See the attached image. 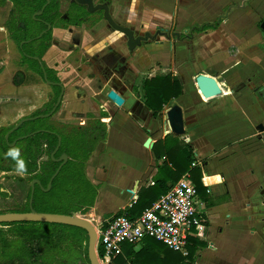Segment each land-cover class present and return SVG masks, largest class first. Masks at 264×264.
<instances>
[{"label":"crops","instance_id":"obj_1","mask_svg":"<svg viewBox=\"0 0 264 264\" xmlns=\"http://www.w3.org/2000/svg\"><path fill=\"white\" fill-rule=\"evenodd\" d=\"M112 3L116 21L136 36L149 34L147 43L128 54L126 39L101 20L70 26L69 33L57 24L51 38L59 45L53 43L41 59L61 87L57 108L42 118L79 129L105 126V140L84 163V175L97 189L91 210L99 220L112 217L157 181L166 180L169 189L175 185L165 154L174 140L200 164L188 174L202 187L197 208L204 221L201 237L193 238V264H264V0ZM6 17L0 9V24ZM209 32L207 45L197 50ZM12 46L0 25V70L16 57ZM168 76L181 83L182 95L155 117L145 106L144 85ZM199 78L219 94L205 98ZM50 98L32 113L51 106ZM24 99L19 96L14 106H26ZM177 109L181 134L171 124ZM102 202L110 208L99 213Z\"/></svg>","mask_w":264,"mask_h":264},{"label":"trees","instance_id":"obj_2","mask_svg":"<svg viewBox=\"0 0 264 264\" xmlns=\"http://www.w3.org/2000/svg\"><path fill=\"white\" fill-rule=\"evenodd\" d=\"M38 72L43 76L41 70ZM50 81L58 83L56 79ZM144 91L145 106L155 117L172 99L182 95L181 83L171 76L155 77L146 81ZM53 94V105L35 113L16 131L9 134V130H0V171L19 172L29 176L28 182H34L33 187L27 192L23 210L19 213H29L32 210L38 214L69 217L85 215L94 206L97 189L85 177L84 163L97 143L105 140V126L98 122L96 125L78 129L73 135H64L46 126V119L39 117L49 115L53 108H57V102L61 99V90L58 86L53 88ZM24 128L27 132L21 136L18 132ZM176 144L171 140V144L168 143L165 147L168 163L174 168L173 183L194 172V168L191 170L194 163L191 151L186 152L181 146L177 148ZM63 158H67L65 163ZM166 182L159 180L153 187L143 190L131 208L115 216L139 217L167 193L169 187L166 186ZM193 183L199 194L202 187L197 181ZM0 227L13 229L19 237V240L12 244L0 239V258H3L5 263L10 264L18 258L27 264H78L83 259L84 251L87 264H90L89 239L83 229L36 222L0 224ZM195 245V239H189L188 255L184 257L153 239H146L137 250L134 247H124L123 256L116 258L112 263L193 264Z\"/></svg>","mask_w":264,"mask_h":264},{"label":"built area","instance_id":"obj_3","mask_svg":"<svg viewBox=\"0 0 264 264\" xmlns=\"http://www.w3.org/2000/svg\"><path fill=\"white\" fill-rule=\"evenodd\" d=\"M197 166L200 164L195 162L191 165ZM197 199V191L187 174L139 217L112 216L93 226L98 262L112 263L123 256L124 247L137 250L146 239H153L186 257L189 239L201 237L204 229Z\"/></svg>","mask_w":264,"mask_h":264},{"label":"rangeland","instance_id":"obj_4","mask_svg":"<svg viewBox=\"0 0 264 264\" xmlns=\"http://www.w3.org/2000/svg\"><path fill=\"white\" fill-rule=\"evenodd\" d=\"M256 25L258 26V24ZM173 29L174 28L171 27V32L174 31ZM208 35L209 36L205 35L206 37L200 40L201 44L199 47L197 46V50H200V48L204 49L203 47L207 45L209 38L212 37L210 32ZM262 38L263 43L261 49L264 51V34H262ZM14 47L15 46H12L13 51ZM193 49L194 48L192 47V50ZM25 64L27 63L23 59H20L18 55H16L15 58L12 57L10 59L7 67L2 68V71L0 70V84L1 82L6 84L5 90L0 92V130H9V134L16 131L18 128L15 129V127L21 122L24 123L30 120L34 115V113H32L33 111H31V108H34L37 104L39 105L42 102H45L48 96L52 98L51 103L53 105V92L50 91L48 86L44 83V80L39 75V73H37L36 70L34 71L33 69H30L29 64H27L28 68H26ZM30 66H36L35 62H33ZM3 71L7 72L8 75H2L3 73L1 72ZM21 84L23 85V90L22 95H19V85ZM19 96H24L26 98L23 102H25L27 105L23 106L22 108L14 106L13 104L15 102L19 103ZM30 104H32V106H30ZM21 109L22 112L20 113L19 110ZM45 109L47 108L43 107L38 112H42ZM46 126L52 127L64 135H73L80 127L76 126L74 123L60 124L58 121H54L53 123L46 122ZM25 132L27 131L24 128L21 129L18 134L22 136L25 134ZM28 180L29 176L19 172L0 171V214H21L19 212L23 210V206L26 202L27 192L32 186V182H28ZM105 208H110L109 203L104 205L102 202L101 207H99V213L104 211L103 209ZM110 216H106L99 220L95 214V211L91 209L85 215H77L78 218L87 221L92 226L99 225L102 221L110 218ZM0 239H5L10 244H12L17 242L19 237L13 229L0 227ZM82 258V261H80L78 264H87L84 251L82 252ZM59 259L60 258L58 257L57 260ZM0 264L9 263H5L4 259L0 258ZM10 264L27 263L16 258L15 261H12ZM99 264L113 263H106L99 260Z\"/></svg>","mask_w":264,"mask_h":264},{"label":"flooded vegetation","instance_id":"obj_5","mask_svg":"<svg viewBox=\"0 0 264 264\" xmlns=\"http://www.w3.org/2000/svg\"><path fill=\"white\" fill-rule=\"evenodd\" d=\"M92 2L93 9L97 10L90 12L87 6L78 4L76 0H0V9L7 12L6 20L0 25L15 46L14 55H18L20 59L29 64L30 69L36 70L37 73H39L38 70H41L43 73L41 77L52 92L56 86L61 90L60 82L52 72L46 69L41 59L53 43L59 45L51 38L52 29L55 25H60L66 33H69L72 31L70 26H81L83 23H94V21L101 20L106 24L109 31L117 33L107 24L104 11L98 10L99 7H107L112 20L117 25L125 27L122 23L117 22L113 16V0H92ZM134 34L135 37H141L136 36L135 32ZM122 36L125 38L124 35ZM147 42H141L139 47ZM139 47H136L135 50ZM126 48L128 54L135 51L130 52L128 50L127 39ZM33 62L36 66H30ZM27 64H25L26 68H28ZM51 79H56L58 83L51 82ZM263 94L260 93L261 96ZM51 101L52 98L49 99L47 106L52 104Z\"/></svg>","mask_w":264,"mask_h":264},{"label":"water","instance_id":"obj_6","mask_svg":"<svg viewBox=\"0 0 264 264\" xmlns=\"http://www.w3.org/2000/svg\"><path fill=\"white\" fill-rule=\"evenodd\" d=\"M76 2L80 5H85L88 7L89 11H95L97 9H93L92 0H76ZM98 10L104 11V18L107 24L117 33L122 34L127 39V47L130 52L134 51L136 47H139L141 42H146L150 37L149 34H146L145 37H135L134 32L126 27H122L117 25L109 15L107 7H99ZM261 30L264 32V22L261 24ZM199 86L202 90V94L205 98L216 96L219 94V91L214 88L213 84L204 78L198 79ZM109 98L115 100L116 102H120L119 96H117L114 92L109 93ZM48 117V116H42ZM39 117V118H42ZM172 127L173 132L175 134L182 133V121H181V112L180 110H175L172 113ZM22 122L15 127V129L19 128ZM8 136H6L7 138ZM151 144V140L147 139L144 147L148 148ZM65 163L67 158L62 159ZM55 177V176H54ZM52 178V180L54 179ZM49 183L48 189L51 185ZM34 182H32L33 187ZM33 193V188H32ZM31 203V202H30ZM20 222H36V223H52L57 225H65L71 226L79 229H83L88 234V258L90 264H99L96 253H95V240L96 234L94 227L85 220L78 218L77 216L69 217L63 215H54V214H38L32 210L29 213H21V214H0V224H13Z\"/></svg>","mask_w":264,"mask_h":264}]
</instances>
